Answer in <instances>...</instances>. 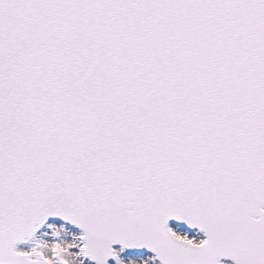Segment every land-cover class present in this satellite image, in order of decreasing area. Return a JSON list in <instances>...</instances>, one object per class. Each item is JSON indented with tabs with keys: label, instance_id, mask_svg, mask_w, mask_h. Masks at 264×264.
Instances as JSON below:
<instances>
[{
	"label": "snow or ice",
	"instance_id": "obj_1",
	"mask_svg": "<svg viewBox=\"0 0 264 264\" xmlns=\"http://www.w3.org/2000/svg\"><path fill=\"white\" fill-rule=\"evenodd\" d=\"M0 264H264V0H0Z\"/></svg>",
	"mask_w": 264,
	"mask_h": 264
},
{
	"label": "bare ground",
	"instance_id": "obj_2",
	"mask_svg": "<svg viewBox=\"0 0 264 264\" xmlns=\"http://www.w3.org/2000/svg\"><path fill=\"white\" fill-rule=\"evenodd\" d=\"M200 235H202V233Z\"/></svg>",
	"mask_w": 264,
	"mask_h": 264
}]
</instances>
